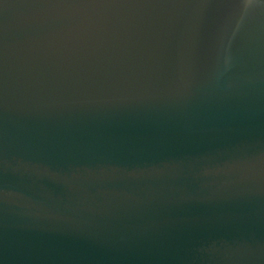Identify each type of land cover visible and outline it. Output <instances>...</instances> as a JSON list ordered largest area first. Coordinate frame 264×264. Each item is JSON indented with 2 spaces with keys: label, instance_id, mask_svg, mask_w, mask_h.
Listing matches in <instances>:
<instances>
[{
  "label": "water",
  "instance_id": "obj_1",
  "mask_svg": "<svg viewBox=\"0 0 264 264\" xmlns=\"http://www.w3.org/2000/svg\"><path fill=\"white\" fill-rule=\"evenodd\" d=\"M0 264H264V0H0Z\"/></svg>",
  "mask_w": 264,
  "mask_h": 264
}]
</instances>
